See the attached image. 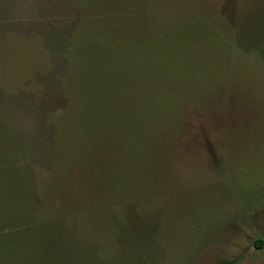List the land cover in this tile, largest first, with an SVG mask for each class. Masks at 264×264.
Instances as JSON below:
<instances>
[{"label": "rangeland", "instance_id": "1", "mask_svg": "<svg viewBox=\"0 0 264 264\" xmlns=\"http://www.w3.org/2000/svg\"><path fill=\"white\" fill-rule=\"evenodd\" d=\"M260 4L0 0V264H264Z\"/></svg>", "mask_w": 264, "mask_h": 264}, {"label": "trees", "instance_id": "2", "mask_svg": "<svg viewBox=\"0 0 264 264\" xmlns=\"http://www.w3.org/2000/svg\"><path fill=\"white\" fill-rule=\"evenodd\" d=\"M251 6V5H250ZM256 7V6H255ZM258 8L260 9V10H263L262 12L264 13V5H262V4H260L259 6H258ZM251 10L252 11H250L251 13H250V15H252V17H251V19L254 21V19L256 18V21H257V19H258V17H259V13H258V9L256 8V9H253V8H251ZM256 12L258 13V14H256ZM260 12V11H259ZM255 15V17H253ZM264 17V16H263ZM262 17V18H263ZM257 23H258V21H257ZM256 24V23H255ZM259 24V23H258ZM258 27V30L260 29L261 31H262V33H261V36L259 37V39L257 40V42H256V50H257V52L258 53H261V54H263L264 55V22H262V25H260V27L259 26H257ZM257 30V31H258ZM168 32V30H166V31H164V33H167Z\"/></svg>", "mask_w": 264, "mask_h": 264}]
</instances>
